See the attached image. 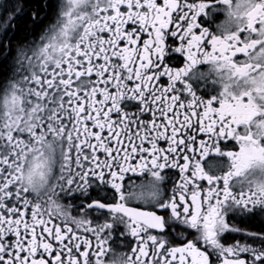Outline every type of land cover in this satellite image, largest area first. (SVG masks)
<instances>
[{"label":"snow or ice","instance_id":"1","mask_svg":"<svg viewBox=\"0 0 264 264\" xmlns=\"http://www.w3.org/2000/svg\"><path fill=\"white\" fill-rule=\"evenodd\" d=\"M40 11L0 0V264H264V0Z\"/></svg>","mask_w":264,"mask_h":264},{"label":"trees","instance_id":"2","mask_svg":"<svg viewBox=\"0 0 264 264\" xmlns=\"http://www.w3.org/2000/svg\"><path fill=\"white\" fill-rule=\"evenodd\" d=\"M24 2L30 8V10L27 13H34L36 11H40L44 7L47 0H24ZM43 13H44L43 11H40V15Z\"/></svg>","mask_w":264,"mask_h":264},{"label":"flooded vegetation","instance_id":"3","mask_svg":"<svg viewBox=\"0 0 264 264\" xmlns=\"http://www.w3.org/2000/svg\"><path fill=\"white\" fill-rule=\"evenodd\" d=\"M20 3H22V5H23V11H24L25 13H27V12L30 10V8L27 6V4H25L24 0H20ZM44 14H45V13L41 14V16L43 17ZM9 35H12V33H9ZM0 60H2V57H0ZM194 86L198 87V89H199L200 91H204V90H205V89H204V86H203L202 84H201V85H194ZM161 143H163V142H161ZM124 250L127 251L126 248H125Z\"/></svg>","mask_w":264,"mask_h":264}]
</instances>
